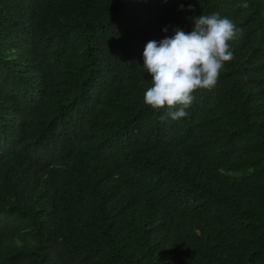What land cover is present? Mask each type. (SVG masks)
Returning a JSON list of instances; mask_svg holds the SVG:
<instances>
[{"label": "trees", "instance_id": "trees-1", "mask_svg": "<svg viewBox=\"0 0 264 264\" xmlns=\"http://www.w3.org/2000/svg\"><path fill=\"white\" fill-rule=\"evenodd\" d=\"M212 13L235 59L154 112L146 44ZM0 264H264V0H0Z\"/></svg>", "mask_w": 264, "mask_h": 264}, {"label": "clouds", "instance_id": "clouds-1", "mask_svg": "<svg viewBox=\"0 0 264 264\" xmlns=\"http://www.w3.org/2000/svg\"><path fill=\"white\" fill-rule=\"evenodd\" d=\"M241 7L247 9L249 4ZM192 22V31L175 28L170 37L150 40L143 52L142 67L150 77L143 102L174 121L188 115L197 93L218 85L226 64L235 59L232 43L243 31L219 13L202 14Z\"/></svg>", "mask_w": 264, "mask_h": 264}]
</instances>
